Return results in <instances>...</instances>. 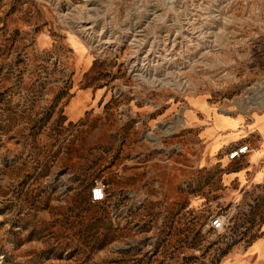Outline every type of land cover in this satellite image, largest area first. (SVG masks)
Returning <instances> with one entry per match:
<instances>
[{
  "label": "rangeland",
  "instance_id": "374dc122",
  "mask_svg": "<svg viewBox=\"0 0 264 264\" xmlns=\"http://www.w3.org/2000/svg\"><path fill=\"white\" fill-rule=\"evenodd\" d=\"M261 50L264 0H0V264H244L264 197L197 128L264 100Z\"/></svg>",
  "mask_w": 264,
  "mask_h": 264
},
{
  "label": "crops",
  "instance_id": "0c3cea01",
  "mask_svg": "<svg viewBox=\"0 0 264 264\" xmlns=\"http://www.w3.org/2000/svg\"><path fill=\"white\" fill-rule=\"evenodd\" d=\"M251 58L264 59V51L261 50ZM85 96V93L78 95L80 103ZM215 112L224 119H214L212 126L210 118L203 115L197 128V136L203 141L205 155L201 165L197 163V170L208 172L206 182H220L225 190H237L238 198L245 192L250 194L251 199L259 195L264 197V100L250 110ZM225 122L231 125L234 122L233 127L224 125ZM215 143L218 145L211 151ZM241 145H246L248 152L236 160H227L226 154ZM261 231L263 235L246 246L243 257L237 255L241 263H264L263 257L257 259L255 254L247 252L255 242L264 241V224ZM262 254L264 256V242Z\"/></svg>",
  "mask_w": 264,
  "mask_h": 264
},
{
  "label": "built area",
  "instance_id": "2783aa9c",
  "mask_svg": "<svg viewBox=\"0 0 264 264\" xmlns=\"http://www.w3.org/2000/svg\"><path fill=\"white\" fill-rule=\"evenodd\" d=\"M248 152L246 145H241L230 150L226 154L229 161L236 160ZM105 199L104 186L99 182H95L89 189V201L91 203H100ZM226 224L223 217L213 215L208 220V229L212 232L220 233L224 230Z\"/></svg>",
  "mask_w": 264,
  "mask_h": 264
}]
</instances>
